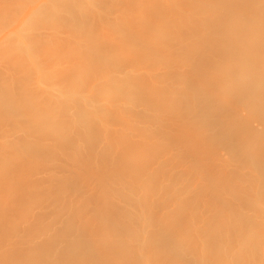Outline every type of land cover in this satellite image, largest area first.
Wrapping results in <instances>:
<instances>
[{"label": "rangeland", "instance_id": "obj_1", "mask_svg": "<svg viewBox=\"0 0 264 264\" xmlns=\"http://www.w3.org/2000/svg\"><path fill=\"white\" fill-rule=\"evenodd\" d=\"M15 1L16 0H8L6 3L8 15L16 12V10L12 8ZM132 1L133 0H131V2ZM167 1L169 0H156L154 7H157L161 12L157 22H155L156 20H151V23L154 21V24L152 23L154 27L157 23L155 27L156 30H153L154 27L151 24L149 25L148 33H145L146 36H142L143 33H138L137 27V20H139V18L135 16H133L135 19L133 17L131 19H128V17L123 18L121 15L123 13L122 11L120 12V9L124 5L129 8L127 13L134 14L138 11L141 12L139 6L134 5V1L132 8L130 7L132 3L129 0H116V2H113L114 4L109 2V0H90V17L94 15L100 16V20H98L100 22L96 20L94 25L93 23L91 24L90 58L97 61V66L94 71L90 72V90L86 92L87 95H90V119L92 117L96 119L95 110L98 109L99 104L104 108L107 102L109 104L111 100L114 99L118 107V110L116 109L117 112L119 111L120 116L125 117L126 122H124L125 120L123 119V121L122 118V123L119 119L117 120L119 117H116L118 116L116 114L114 119L110 116L113 121L107 116L108 114L101 117L102 119L100 121H93L95 122L93 124L95 130L90 134V165L88 166L90 177L88 179H84V167H82L80 171L79 169L73 168L74 159L71 156L74 150H71V146H63V143L67 142L65 136L67 137V135H69L68 133H71V131H69L71 128L69 127L70 129H68V127H64V125L71 127L76 125L71 124L72 121L68 123L64 122L59 115H50L47 108H44L42 103L37 102L33 98L34 93H39L38 91H40L41 88L48 89L50 88L51 82L59 80V68H50L52 66H57L60 60H64L63 55L55 59L57 64H52L51 66L43 68H41V64H36V66L32 64V66H29L27 69L26 58H24L22 54L15 51L7 54L9 57H18L20 59V65L12 70H8L4 66L0 68V78L5 81L4 84H0V92H7L8 99L14 101L20 107L18 109L17 107L14 108L16 111L12 109L13 113L15 112L13 115H11L12 113L8 114L5 112L0 114V264L11 263L16 256H19L29 264H121L119 258L114 253L111 258L101 256L105 255L101 250V246L103 244H112V238L115 240V237L112 236L111 238V236H109V239H104L102 233H96L97 226L94 227L93 224L90 225L84 218L79 220L78 215L80 214L81 216V212L85 208L89 206L87 215L91 222L93 213L91 206H94L95 203L108 202V210L112 212L113 204L115 203L119 209H115V213H113L112 216H115L116 211H118L121 216L120 219L127 226L124 228H127V230L132 229L133 231L134 229L132 227L134 226L136 229L133 232L136 230V232H141L140 227L143 226L144 217L145 219L147 218L145 220L146 224L150 222L147 221L149 220L148 215L150 212H154V220H160L163 214H165V217H168L172 213L171 206L180 200V194L178 197L179 200L177 199L175 200L176 202H172V205L167 206L165 209H162L161 206L165 205V203L168 205L171 202L170 200L175 197V191H179L182 194L180 198L190 195V200L201 199L198 198V196L192 197L194 194L193 191L192 195L188 192L190 188H193V190L196 189V193L201 188V186L199 187L200 182H197L199 178L197 174L199 171L197 170L199 169H196V165H193L192 168L188 162L186 164L185 161V167L183 164L179 165V163H177V166L173 164L175 163V159L179 156H174L173 152L177 153L176 149L184 147L182 139L180 140L181 137H177L178 134L186 133L185 135H187V133H190V143L194 145V148H201V146L205 148L204 145L208 143L207 146L211 148H206L207 150L202 148V150L199 149L197 152L199 158L203 159L202 162H206V165L209 166V164L212 165V163L215 162L213 163L215 167H213V165L210 166L211 175H215L216 172L220 173V168L216 167L220 165L218 160L227 159V157H229L227 156V154L231 153L229 149L231 146L229 147V145L232 143L230 141H233L232 147L235 144V140L232 139H235L234 135L236 134V129H238L239 132L243 131L240 132V135L241 133L243 135L245 132V134H247L246 136L245 134L243 135L246 138H243L241 135V143H244L242 145L244 152L243 150L241 152L243 156H241L240 153L238 155L242 158L245 153L247 154L249 151H253V149L249 148L253 145V142L251 139H247L248 136L250 137L252 134H257L256 136L261 135L258 137L264 136V115L261 111L263 104H260L258 101L256 93L250 96L248 95V97L246 95V98H242V100H239L240 97L238 98V92H241L243 89V87L238 86L241 80V83H243V79L246 80L249 76L254 77V80L263 79L262 81H257L258 84L256 83V88L258 89L259 86V88H261V86L264 87V26L260 28L259 25H254L251 31L253 36L257 35L254 38H250L253 36L249 37L250 34H248L249 32L246 29L252 27L247 23L238 24L239 27L235 24V30L238 28L237 31L234 30V34H231L233 31L227 34L229 32L227 30L229 29L225 30V28L227 27L226 24H228V17L234 15V10H236L235 8L233 9L235 5L232 7V0H221L226 6L224 9L229 10V14L226 16L222 25H219V22L216 21L215 14L217 11L215 10L213 13V9L210 6H205L206 10L204 9L203 13L198 15L194 10V7H196L195 5H198L196 4L198 1H196L194 6H192V10L191 8L184 9L183 13L182 8V13L180 12L182 16H179L186 18L188 21L193 17V22L190 21L193 27H199V29L203 27V31L209 33L212 32L209 28H212L213 34L212 36L207 35L210 36L211 39L208 37L206 41H204V39L200 41L201 38H197L198 34L196 38L192 40L190 39L191 37L189 38L188 35L183 34V32H186L185 28L189 26L186 25L189 23L187 20L184 21L186 24H183L184 22H182L183 25H181V23L178 24L181 25L179 27H185L183 32H181L183 27L181 29L178 26V28L175 27L177 23L174 21L176 20L178 22L176 18L178 15L175 16L176 14L173 13L175 9L172 10L171 7V10L168 9V12L172 11L171 13L173 14L169 15L172 17H169L167 20L168 16L165 8V3ZM215 1L216 0H213V3H215ZM254 1L255 0H249L250 5L247 7L248 9L250 8L251 12L255 11V6L252 5ZM108 3H112L110 7H115L113 11L109 8L112 12L107 10L106 6H109ZM4 6L5 5L0 2L1 10H3ZM126 6L123 8L128 10ZM123 8L121 10H123ZM217 8L219 9V7L215 9ZM95 9H99L101 13ZM196 9L198 10V8ZM175 11L179 13L180 9L178 8ZM222 12L223 10L221 14L219 12V15L227 13L223 12L222 14ZM194 13H197V16H195ZM238 13L239 11L237 14ZM205 15H207V18H205ZM235 18H233V20H235ZM0 20L3 21L4 17H1ZM170 20H174L173 31H175V33L171 29L172 21ZM228 26H230V23ZM176 28L183 34L182 36L177 33L179 31ZM171 33L177 36L175 37ZM204 33L202 32L199 34L203 35ZM247 35L248 37H246ZM178 37H183V40H186L182 41V39ZM177 38L182 41V43H180L181 45ZM195 39H198V41ZM190 40L193 41L191 42L192 44H196L199 48L198 53H196V49L192 53L198 58L202 56L207 58L205 59L206 68L204 67L199 71L200 78H203L204 86L198 85L199 78L192 77L190 74L191 71L188 69L190 65L188 66L186 63L187 67L185 66L186 57V61L188 62V55L185 54V51L191 46L189 45ZM11 43L14 44L12 41ZM199 43H201V45H199ZM206 45H209V49H207L208 47ZM197 46L192 45L191 47L197 48ZM214 46L219 47L220 52H216L214 49L216 47ZM112 47L113 52H117V55L108 56V51ZM115 47H119L120 49L115 51ZM203 47L207 50L205 51ZM47 49L48 51L50 50V48ZM94 53H97V57L95 56L96 59L94 58ZM186 53H188V51ZM193 54L191 58L195 57ZM191 58H189V61ZM37 59L40 60V63L44 62L46 60L45 54L41 52ZM135 59L138 63L134 61ZM131 60H133L132 63L135 64V67L132 69H130L129 66V61ZM193 60L194 58L192 61ZM127 61L128 63H123ZM122 64L123 66L126 64L127 67L126 65L122 67ZM125 68H128L129 71ZM37 70L46 72L45 75H42L41 84L39 85L36 83L38 78ZM54 74L55 76H53ZM141 74H144V77L148 75V77H146L148 83L143 87L132 86L135 83L137 84L138 80L137 82L134 80L133 82L135 83L131 82V84L129 83L128 85L123 84L125 81L128 83L131 79L133 80L134 76L142 77L143 75L141 76ZM144 77L142 78L145 79ZM136 78L137 77H135V79ZM11 82H14L15 85H11ZM65 87L66 85L64 88ZM238 88L241 90L238 91ZM80 89L82 88L80 87ZM67 90H70V87ZM44 91L46 92V90ZM49 91L50 89H48V92ZM70 92L72 93V91ZM53 96L54 99L64 98L63 94H56ZM93 99L96 103H94V101L91 102ZM176 101H179L181 105H192L195 103L196 110L203 115L202 122L194 124L192 127L188 124L187 126L186 120L183 121L180 117L183 116L182 114H176L174 111L168 110V108L173 105V102ZM253 101H258V105L262 107H254L255 104L252 105ZM96 104H98V107H94ZM106 109L109 110V108ZM214 109H218L216 110L218 111L217 115ZM81 110L82 108L76 109V114H82ZM212 111H214L215 117H213L214 120L211 121L210 119L213 116V113L211 114ZM171 112L175 114H171ZM209 112L210 115H212L210 116L211 118L207 117ZM206 114L208 115L205 116ZM5 115L10 117L6 118ZM130 116L132 117L129 118ZM65 121H68V118ZM176 121H178V123H175ZM108 122L110 123L108 128L109 131H107L108 129L106 130L107 126L104 125V123L107 124ZM50 123L53 124V129H55L57 133H55L54 130L52 131ZM43 124L44 127L39 128V126H43ZM45 124H48V127L47 125L45 126ZM60 125L62 126L58 132V127ZM97 125L99 126L98 130ZM231 125H233V127ZM73 128L76 129L77 127ZM215 128L217 135L219 134L218 137L215 135L213 136V134L216 133L214 132ZM233 128L235 129L234 131ZM218 131L222 133H218ZM104 132H112L114 135L111 133L112 135L109 136L113 137L106 141L104 139ZM76 133L77 131L73 134L76 135ZM220 135H222L221 138H224L221 139L219 137ZM197 137L200 138V140H198ZM205 137H207V139ZM64 140L66 141L63 142ZM218 140L220 142H218ZM212 142H214V144H212ZM257 142L260 143L258 140ZM131 143L133 144L131 145ZM215 143L216 146L222 143L219 145V149L215 146ZM126 144L127 147H124V151L121 148L124 145L126 146ZM163 144H165V146H163ZM170 144L172 146H170ZM244 145L245 147L249 146L248 149L245 148ZM169 146L170 149H174H172V151L170 149L168 150L167 148H169ZM121 151L122 154L119 153ZM111 153H119L115 154V156L118 155L117 158L121 164L118 169L111 164L112 169L115 168L116 170L113 172L111 169L113 180L111 179L108 181V176L110 177L111 175L104 176V174L109 173L108 169H110L111 166L105 169L106 172H104V163H109L112 160L107 158ZM178 154H180L179 151ZM232 154L234 153H231V155ZM130 155L131 157H129ZM68 156L69 163L65 166ZM246 156L247 157L243 159L240 158L239 160L237 159L238 156L237 158L233 157L235 160L234 162H232V160V163H225L226 159H224L225 164L223 163L224 165L221 167V170L223 169L224 171L223 175L227 173V177L230 178L234 176L232 172L237 171V175L235 174V182L237 181L236 183H238L239 190H241V188H246V190H243L247 191V195L250 194L248 189H251V184H254L255 187V183L257 184V182L250 184V180L247 179L248 182L244 180L245 177H252L251 172H254L252 167H255L249 162L251 155ZM112 157L114 156L112 155ZM103 160H105V162H103ZM112 161H114V159ZM178 161L180 162V160ZM136 163L138 164L135 168L134 166ZM109 164H107V166ZM186 167L189 170V172L188 170L187 172L190 176L185 175V178H178L177 176H179V174L181 176L186 173L181 171L184 170V168L186 169ZM236 167H238V170L235 169ZM133 168H135V170ZM190 168L192 169L191 171ZM249 168L252 169L250 170L251 175L247 172ZM136 169L138 173H135ZM239 171L244 173L247 172L249 175L245 174L244 177ZM170 174H175L174 176L176 177L172 175V178H170ZM253 178L255 177H252V179ZM214 179V181L218 182V178ZM177 180H180V182H177ZM75 182L78 183V185H82V187L79 188ZM138 182L140 184L143 183V191L140 190L142 187L139 189ZM221 182L218 183L222 184ZM244 184H246L247 187H245ZM262 185L263 180L260 184H257L256 187L260 188ZM224 186L226 187V185ZM224 186L221 185L219 188L221 189L222 187L224 189ZM232 187L235 188L237 186L234 185L231 186V188ZM206 188L203 187L201 189ZM226 189L228 188H225V190ZM204 191H207V189ZM228 191H230V188ZM153 193L155 195H153ZM243 193L245 192L243 191ZM206 194H209V192H206L204 195L206 196ZM262 197L264 198V194ZM148 198L154 201L149 204L151 201ZM203 198L204 196L202 199ZM208 200L211 199L209 198ZM254 200L255 198L252 196L248 198V203L245 205L248 210L247 213L253 211L252 205ZM101 206L102 204L96 205L97 208ZM243 207L244 206L240 208ZM108 210L104 205L102 209L104 217L109 216ZM139 212L141 213L139 214ZM130 214H132L131 217L136 214L138 216V221L137 219L129 220V218H131L129 217ZM97 219H94V222ZM129 221L130 223H134V225L128 223ZM139 221L142 222L141 226ZM114 222H116L115 219ZM147 227H149V225ZM155 227L153 228L155 229ZM138 229L140 231H138ZM110 230L111 228H108V231ZM146 230L144 229V232H147ZM262 234H264V232L260 233L261 238L257 242L258 246L252 251L249 264H264V237ZM242 235L243 234L240 236ZM196 239L199 240L197 236L195 237V241ZM232 242L233 240L230 239L228 245L231 246L229 247L233 246ZM115 244L120 246L117 243ZM88 245L90 246V251L87 248L89 247ZM82 254L83 256L81 259L83 261L78 260L77 257ZM86 254H90V259H87L88 257ZM188 254L191 255L192 251L188 250ZM211 254L213 256L214 252ZM214 260L215 256L210 260V264H214ZM140 263L142 262L140 261Z\"/></svg>", "mask_w": 264, "mask_h": 264}, {"label": "bare ground", "instance_id": "obj_2", "mask_svg": "<svg viewBox=\"0 0 264 264\" xmlns=\"http://www.w3.org/2000/svg\"><path fill=\"white\" fill-rule=\"evenodd\" d=\"M129 1L131 2V0H129ZM133 1L135 2V4ZM133 1L131 2L132 4L130 7H132L133 4L137 5V6H139L141 12L138 11V12H135L134 14L133 13H127V11H129V8L126 5H124V6H126L128 8V10L124 9L123 8L124 6L123 7L121 6L123 8V10H121L122 8L120 7L121 8L120 12L122 11L123 14H121V15L123 18L128 17V19H131L133 16L139 18V20H137V22H138V24H137L138 33H143L142 36H144L145 33H148L147 31H148L149 25H151L152 23L154 24V21L151 23V20L153 19V20H156L155 22H157L161 12L157 7H154L156 0H133ZM142 1L144 2V4ZM196 1H198L196 3L198 5H195L196 7H194V10H195V12L198 13V15L202 14L204 9L206 10L207 6H210L213 9V13L215 12V10L218 13V14L216 13L215 14L216 17L215 16L214 17L217 19L216 21L219 22V25H222L224 23L226 16H228V14H229V10L224 9V8H226V6L223 4V2L221 0H216L215 3H213V0H169L165 3V8L167 10V16H168L167 20L170 17L169 15H172L174 13V14H176L175 16L178 15V17H176L178 19V22L176 20L175 21L173 20L175 23H177V24L174 23L176 25L175 27H177V26L179 27L183 24H186V22H184V21H186L187 19L181 17L182 16L181 9L183 8V13H184V9H190L191 8V10H192V8H193L192 6H194V3ZM219 1H220V3H219ZM0 2L5 5L3 7V10H1V8H0V10H1L0 11V18L4 17L3 21L0 20V68L2 66H4L8 70H12L15 67H17L18 65H20V59L18 57L7 56V54H10L14 51L19 52V54H22V56L24 58H26L27 69L29 66H32V64L34 66H36V64H41V68L48 67V66H51L52 64H57L55 62V59L57 57H59L60 55H63V57H64V60H60L57 64V66H52L50 68V69L59 68V70H60V75H58L59 80H56V81H53L50 83V88H48V89H50L49 92H48V89L41 88L40 91H38L39 93H37V94L34 93L33 98L37 102L42 103L44 105V108L45 107L47 108V111L50 113V115H59V116H61V119L64 120V122L68 123V122L72 121L71 124L76 125V126H73V125L72 126L77 127L76 128L77 130L71 126H65L64 125V127H68V129L71 128L69 130V131H71V133H68L69 135H67V137L65 136V139L67 140V142H65L66 140H64L63 142H65L66 144L63 142L62 143H63V146H65V147L71 146V150H74V153L72 152L73 154L71 156L74 159V165H73L74 167L73 168L79 169V171H80V169H82V167H84V171H83L84 179H88L90 177L89 168H88V166L90 165V147H89V145H90V134L93 133L95 130V126L93 125L95 122H93V121L94 120L100 121L102 119L101 117H104L107 114H108L107 115L108 117L112 116L113 119L116 115H118V116H116V117H119V118H117V120L119 119L121 121V118H122V120L123 119L125 120V117L120 116L119 111L117 112V110H118L117 109L118 107L116 105L117 103L115 104L116 101H114V99H112V98H111L112 99L111 102L109 104L107 102V105H105L104 108L100 104L99 105L96 104L94 107L99 106L98 109H96V110L94 109L96 119H93V117L90 119V113H91L90 95H87L86 92H88L90 90V72L94 71L95 67L97 66V61L90 58V35H92V32H91V26L92 25L91 24L93 23V25H94V22L96 20L97 21L100 20V16L94 15V16L90 17V0H16L12 6V8L14 10H16V12H14L10 15L7 14L8 8L6 7V3L8 2V0H0ZM109 2L113 3V2H116V0H109ZM248 2H249V0H232V7L235 5L236 7L234 6L233 9L235 8L237 10V11L234 10L235 13L237 14L238 11H239V13L237 14L238 18H237V15L235 13H234V15H232V16L230 15L228 17V20H227L228 24H226L227 27L225 28V30L229 29V30H227V31H229L227 34H230V31H233V33H231V34L235 33L234 32L235 24L237 25V27H239L238 24H244V23L249 24L252 27V28L246 29L249 32L248 34H250L249 37L253 36V33L251 31H252L254 25H259L260 28L262 26H264V17H263L264 16L263 15V13H264V9H263L264 8V0H258V1L255 0L253 2L255 4H253L251 2L252 5L255 6V7L253 6L255 9V11H253V12L250 11V8L249 9L247 8L250 5V2L249 3ZM112 3H108L109 6H106L107 10L109 12H112L113 9L115 8V7L114 8L110 7V4H112ZM127 3H129V2H127ZM213 6H214V8H213ZM170 7L172 8V10H174V9L176 10L179 8L180 9L179 13H176L175 10L173 11V13H171L172 11L168 12V9H170ZM216 7H219V9L218 8L215 9ZM109 8H111L112 11ZM196 8H198V10ZM95 10L98 11L99 13H101L99 9H95ZM130 10H132V9H130ZM222 10H223V12H227V13L224 15H219V12L221 14ZM224 10H226V11H224ZM114 12H116V11H114ZM223 12H222V14H223ZM197 13H194V15L197 16ZM205 14H206V11H205ZM179 15H181V16H179ZM192 16H193V13H192ZM135 17H133V18L135 19ZM232 17L233 18L236 17L235 20H233ZM188 18H190V17H188ZM205 18H207V15H205ZM172 19H174V18H172ZM193 19L194 18L192 17V19H190L189 21L187 20L189 22L186 24L187 26L189 25L188 28H185L184 26H182L183 28L179 27L180 29L182 28L181 32H183V29L185 28L186 32H183V34L188 35L189 38L191 37L190 39L194 40V38H196V35L198 34L197 38H201V40L199 39L200 41H203V39H204V41H206L207 40L206 38L212 36V34H213L212 33L213 30H211L212 28L210 29L208 27L209 30L212 31V32H210L211 33L210 34L209 32L203 31L204 30L203 27L200 29H199V27L198 28L193 27L191 24L193 22L192 21ZM211 19H213V18H211ZM170 21H172V20H170ZM173 21H172V27H171L172 31H173ZM190 21H192V22H190ZM98 22H100V21H98ZM182 22H184V23L182 24ZM179 23H181V25H178ZM229 23H230V26H228ZM156 24H155V27H156ZM153 27H154V25H153ZM155 27L153 28V30H156ZM175 27H174V29H175ZM237 29L235 31H237ZM206 31H208V30H206ZM227 31H225V32H227ZM173 32L175 33V31H173ZM181 32L179 31L177 33H179V35L181 34L180 36H182L183 34ZM202 32L203 33L205 32V33L203 35H200L199 33H202ZM174 33L173 34L171 33V34L176 37L177 35H175ZM207 35H210V36H207ZM204 36H206V37H204ZM256 36L257 35H254L253 37H250V38H254ZM246 37H248V35ZM10 38H12V39H10ZM179 39H182V41L186 40V39L183 40V37L182 38L180 37ZM209 39H211V37ZM195 40L198 41V39H195ZM11 41L14 42V44H12ZM182 41L179 40L178 41L179 44L182 43ZM191 42H193V41L190 40L189 45L197 46L196 44H192ZM199 45H201V43H199ZM191 46H190L191 49L188 47V50L186 47V50L188 51V53H186L187 51H185V54L188 55V62L189 63L186 61L187 60V57H186L185 66H186V63L188 64V66L190 65L188 67V69L191 71L190 74L194 78H199L198 79V85L199 86L200 85L204 86L205 84H203L204 83L203 78H200L199 71L205 67V64H206L205 59H207V58H204L203 56H202L203 58L202 57L201 58L196 57L192 52L196 49L195 51H196V53H198L199 48H198V46H197V48L196 47L193 48ZM206 46L205 47L207 49H209V45H206ZM205 47H203V49H205ZM214 47H216V46H214ZM47 48H50V50L48 51ZM123 48H124V46H123ZM119 49H120L119 47H117V48L115 47L114 50L116 51ZM189 49L191 52L189 51ZM207 49H205V51ZM214 49L216 50V52H220L219 47H216ZM41 52L45 54L46 60L44 62L40 63V60H38L37 57L39 54H41ZM121 52H118V53H121ZM96 54L94 53L95 59L97 57ZM192 54L195 57L191 58ZM115 55H117V52H113V47H112L108 51V56H115ZM197 56H199V55H197ZM189 58H191L190 61H189ZM193 58H194V60L192 61ZM132 61L133 60L129 61L130 65L128 64L130 66V69L135 67V64L132 63ZM134 61L137 62L136 59ZM123 63H128V61L123 62ZM125 65L126 64H124V66ZM121 66L124 67L123 64ZM117 67H119V66H117ZM126 67H127V65H126ZM125 69H128V68H125ZM22 71H23V68H22ZM37 71H38V78L36 80V83L39 85V84H41L42 75H45L46 72L45 71H39V70H37ZM122 71H123V69H122ZM128 71H129V69H128ZM120 72H121V70H120ZM144 74H141V76L143 75L142 77H144ZM53 76H55V74ZM135 77L140 78V79H137V78L135 79ZM142 77L134 76L133 80L131 79V81L128 83H126V81H125L123 84L128 85L129 83L130 84H131V82L135 83L138 80L137 84L135 83L132 86L143 87L146 83H148L147 82L148 79H146V77H148V75L144 77L145 79H143ZM134 80H136V81L133 82ZM246 80L243 79V83H241L242 82V80H241V82L238 86V87H243L242 90L240 88H238V91L241 90V92L237 91L238 92V98L239 97L241 98V99L239 98V100H242V98H246V95L248 97V95L250 96L251 94L256 93L258 101L260 102V104H263V107L261 105L260 106L258 105L259 104L258 101H253L252 105L255 104L254 107H257V106H259L260 108L262 107L263 109L261 108V111L263 112V115H264V87L261 86V88H259L260 87L259 86L258 89L256 88V85L258 84L257 81H260V80L262 81L263 79H255L256 80L255 81L254 77L249 76L248 79H246ZM4 83H5L4 79L0 78V84H4ZM241 84H243V85H241ZM11 85L14 86L15 83L11 82ZM65 85H66V87L64 88ZM69 87H70V90H67ZM80 87L82 89H80ZM44 90H46V92ZM70 91H72V93ZM7 94H8L7 92H0V114L2 112H5L8 114L12 113L11 115H13V114H15V112L13 113L12 109H14L16 107L18 109L20 106L17 103H15L14 101L8 99ZM56 94H63L64 98L63 99L62 98L61 99L60 98L54 99L53 95H56ZM67 94H69V95H67ZM93 101H94V103H96L94 99L91 102H93ZM176 102H173V105H171L168 108V110L174 111L176 114H182L183 116H180V117L183 119V121L186 120V125L188 124L189 126L191 125V127H192V125L202 122L203 115L201 112L196 110L195 103H193L192 105H181L179 103V101H176ZM46 103H47V106H46ZM78 108H82V110H81L82 114H80V115L76 114V109H78ZM106 108H109V110ZM172 109H174V110H172ZM14 110L16 111V109H14ZM200 110H201V108H200ZM216 110H218V109H216ZM216 110L214 109V111H216ZM204 111H206V110H204ZM214 111H212L211 114ZM207 112H205V113H207ZM216 112H217L216 113V115H217L218 111H216ZM175 113L171 112V114H175ZM196 114H198V115H196ZM214 114L215 113H213V116H212V115H210V112H209V115L206 114L205 116H207V115H208L207 117L212 116V118L210 117L211 118L210 120L212 121V120H214L213 117H215ZM62 116L66 117V118H64ZM7 117H10V116H6V118ZM131 117L132 116H130L129 118H131ZM1 118H4V117H1ZM67 118H68V121H65V120H67ZM113 119L111 118V121H113ZM206 119H208V118H206ZM123 121H121V123ZM127 121H128V119H127ZM124 122H126V120ZM44 123H47V122H44ZM175 123H178V121H176ZM211 123H213V122H211ZM48 124H45V126L47 125V127H48ZM50 124H51L50 128L52 129V131L54 130V132L57 133V131L55 129H53V127H54L53 124L52 123H50ZM107 124L104 123V125L107 126L106 130L110 126L109 122ZM61 126L62 125H60L58 127V132L60 131L59 129ZM231 126L233 127V125H231ZM43 127H44V124H43V126H39V128H43ZM240 127H242V126H240ZM171 128H172V126H171ZM225 128H227V127H225ZM235 128H238V127H235ZM98 129H99V126H98L97 130ZM176 129H178V128H176ZM239 129H242V128H239ZM106 130H104V131H106ZM214 130H215L214 132H216V128ZM231 130H230V132H231ZM234 130L235 129L233 128V131ZM236 130H235L236 134L234 135L235 139H232V140H235V142H234L235 144L232 147L233 141H230L232 143H231V145H229V147L231 146L229 148L231 150V153H234V154H232V155H231V153H229L230 155L227 154V156H229V157L231 156L232 159H231V157L230 158L227 157V159H229V160H227L226 158H224V159H226V161L224 159H222L223 162H222V160H218L220 162L219 163L220 165L219 166L217 165L216 167L220 168L219 169L220 173L216 172L215 175H211V167H210L215 162H213L212 165H210V164H209V166L206 165L205 164L206 162H202L203 159L199 158L198 152H197V151H199V149L202 150V148L204 150L206 148L207 149L211 148V147L207 146L208 143L206 145H204L205 148L202 146H201V148H199V147L194 148V145H192L190 143L191 142V140L189 139L190 133L189 134L187 133V135H185L186 133H181L180 135L178 134L177 137L178 138L181 137L180 140L182 139V144L184 146L183 147L184 149L178 148V149H176L177 153L173 152L174 156L179 155L178 158L175 159V163H173L174 166H177V163H179V165L183 164V166L185 167L186 166L185 163L187 164V162L192 168H193V165H196V167H197L196 169H199V170H197V171H199V172H197L198 177H199L197 182L198 183L200 182L199 187L201 186V188H203V187L206 188V185L209 184V185H207V188H206L207 191H204L206 189L200 188L203 191H201L199 189L198 190L199 193L196 192L197 193V195H196V193H195L196 189L193 190V188L192 189L190 188V190L188 192L191 195L194 192L192 197L198 196V198H201L200 200L199 199L190 200L191 196L187 195V194L186 195L190 196V197L183 195L184 196L183 197L184 199H183V198H180V197H182V194L179 191H175L177 195L173 191V193L175 194L174 198H176V199L172 198L170 200L171 202L168 205L165 203V205L161 206L162 209H165V208H167V206L172 205V202L177 200L179 197V194H180V197H179L180 200L178 199L179 201H177V202L175 201L176 203H174L171 206L172 207V209H171L172 213L168 217H165V214H163L160 220H158V219L154 220L153 219V213L154 212L153 213L150 212V214L148 215L149 220H147V221H150L149 223L147 222L149 227H147L148 225L145 222V220L147 218L145 219V217H144L143 226L140 227L141 232H136L137 230L135 232H133L136 229L134 226L132 227L134 229L133 231L130 228H129L130 230H127V228H124L127 226L120 219L121 216L118 213V211H116L115 216H112V214L115 213V209H119L115 205V203L113 204V211L112 212L110 210H108L109 209L108 208V206H109L108 202L95 203L94 206H91V209L93 210L91 222H90L89 216L87 215V211L89 210V206L87 208H85L81 212V216H80V214L78 215L79 220L84 218L87 223H90V225L93 224L94 227L97 226L96 233H102L104 239H109V236H111V238H112V236L115 237V240H113V238H112V244H103L101 246L102 247L101 250L105 253V255H101V256L105 257V258H111L113 256L112 254L114 253L119 258V261L121 262V264H145V262H146V264H148V263L149 264H157V263L158 264H210V260H212V258L214 256H215L214 264H249V262H250L249 258L252 257V251L258 246L257 242L261 238L260 233L264 232V198L262 197V195L264 194V138H262V137H264V136L258 137L261 135L256 136L257 134L256 135L252 134V135H250V137L248 136L247 139L248 140L251 139V141L253 142V145H251V147H249V146L245 147V145H244V147L247 149H248V147L253 149V151L245 150V151H249V152L247 154L245 153L244 157H247L246 155H251L249 158L250 159L249 162H250V164H253L255 166V167H252V169H254V172H251L252 173V175H251V173H250V170H252L251 168H249V170L247 172L252 177H255V178H253V179H252V177L246 178L245 174L249 175L247 172L244 173V172L239 171V173L243 174V176L245 177L244 180H247V179L250 180L249 181L250 184L253 182H257V184H260V182L263 180V185L260 188L256 187L257 186L256 183H255V185H256L255 187H254V184H251L252 185L251 189H248L250 194L246 195V193H247V191H245L246 188H241V190H239L238 189L239 188L238 183H236L237 181L235 182V180H236L235 177L237 175L236 174L237 171L232 172L233 173L232 175H234L233 176L234 179H233V177L232 178L227 177V173L223 175L224 171H223V169L221 170V167L225 163H228V162L232 163V162H234L235 158H237V156H238V158H237L238 160L240 158H242L241 156H243V153L241 154V152L243 150L242 145L244 143L243 144L241 143L242 133L240 135V132H243V131L239 132L238 129H236ZM75 131H77L76 135L73 134V133H75ZM107 131H109V129ZM189 131H191V130H189ZM112 132H104V134H105L104 139L106 141H108V139H111L113 137V136H109L112 134L114 135V133H112ZM187 132H188V130H187ZM219 132H221V131H218V133ZM106 133L107 134L109 133V134L107 135ZM245 133H243V135ZM214 135L218 137L219 134L217 135V132H216L213 134V136ZM246 135L247 134H245V136ZM221 136L222 135H220L219 137L221 138ZM245 136H243V138ZM108 137H110V138H108ZM205 138L207 139V137H205ZM223 138L224 137H222L221 139H223ZM193 139H194V137H193ZM210 139H211V136H210ZM198 140H200V138H198ZM257 140L260 141V143L257 142ZM211 141H213V140H211ZM214 142H215V140H214ZM214 142H212V144H214ZM218 142H220V141L218 140ZM68 143H70V144H68ZM132 144L133 143H131V145ZM166 144H168V143H166ZM220 144H222V143H220ZM220 144H218V146H216V143H215V146L218 147V149H219ZM67 145H69V146H67ZM72 145H74V146H72ZM110 145H111V143H110ZM106 146H107V144H106ZM163 146H165V144H163ZM170 146H172V145L170 144ZM170 146H169V148H167L168 150L170 149ZM124 147L126 148L127 144H126V146L124 145L121 148L122 150L125 151ZM166 147H167V145H166ZM197 148H198V150H197ZM172 149H174V148H171L170 150L172 151ZM178 151L181 155L178 154ZM243 152H244V150H243ZM119 153L122 154V151ZM119 153L109 154L111 157H112V155L114 156L112 158L110 156L107 157L110 160L114 159V161L111 160L112 162L110 160H107V161L111 162V163L109 162L110 164L108 162H105V160H103V162H105L104 163V172H106L105 169H108L111 166V168L108 169L109 173L108 174L105 173L106 175L104 174V176L111 175L112 171L114 172L116 170L115 168L112 169V165L118 169V167L121 163H119V160L117 158L118 155L115 156V154H119ZM239 153L241 155L240 157L238 155ZM70 154H69V156H70ZM135 155H137V154H135ZM171 155H173V154H171ZM233 155H236V156H233ZM69 156H68L67 162L65 163V166L69 163V161H68ZM129 157H131V155ZM133 157H134V155H133ZM233 157H235V158H233ZM117 160H118V162H117ZM178 160H180V162L182 160V162L180 163ZM184 161H185V163H184ZM224 161H225V163H224ZM251 161H252V163H251ZM235 163H238V162H235ZM107 164H109L108 165L109 167L107 166ZM137 164L138 163H136V165L134 166L135 168H136ZM217 164H218V162H217ZM213 167H215V165H213ZM135 168H133V169L135 170ZM111 169H112V171H111ZM235 169L238 170V167H236ZM187 170H188L187 167H186V169L184 168V170H181L184 173L186 172L187 174L186 173L184 175L182 174L181 176H183V177H181L179 174V176H177V177L178 178H185V175L190 176V175H188L189 170H188V172H187ZM191 170L192 169L190 168V171ZM142 172H145V171L143 170ZM135 173H138L137 169H136ZM172 175L170 174V178H172ZM187 176H186V178H187ZM112 177H113L112 175L110 177L108 176L107 180L108 181H110L111 179L113 180ZM174 177H176V176H174ZM214 178H218V182L222 181L221 182L222 184L214 181L215 180ZM201 180H202V182H201ZM248 180H247V182H248ZM253 180H255V181H253ZM178 181L180 182V180H177V182ZM139 182H138V187H139V189L142 187V189H140V190L143 191V183L141 182L142 184H140ZM212 183H214V184H212ZM75 184L79 188L82 187V185H78V183H76V182H75ZM139 184H140V186H139ZM190 184H191V182H190ZM190 184H189V186H190ZM240 184H241V182H240ZM221 185L222 186L226 185V187L224 186V189L222 187L220 189L219 187ZM234 185L237 187L231 188V186H234ZM244 185H245V187H247L246 184H244ZM225 188H228V189L230 188V191H228V189L225 190ZM243 189H245V190H243ZM243 191L245 193H243ZM204 192L205 193L209 192V194H206V196H208V195L209 196L206 197L204 195L205 194ZM200 193H202V194L199 195ZM153 195H155V194L153 193ZM203 196H204V198L202 199ZM251 196L253 198H255V200L253 201V205H252L253 211L251 213H247L248 210L245 207V205H247L248 198H251ZM209 198L211 200H208ZM150 201L151 202L149 204H151L154 200L151 199ZM97 204H99V205L102 204V206L97 208L96 207ZM104 205H105V208H107V210L109 212V216H107V217H104L103 213H102V209H103ZM242 206H244V207L240 208ZM153 209H154V207H153ZM120 210H122V209H120ZM138 211H137V214H138ZM140 213L141 212H139V214ZM83 214H85V215H83ZM151 214H152V216H151ZM131 215L132 214H130L129 217H131ZM97 217H98V219H97ZM150 217H151V219H150ZM137 218H138V216L135 214V216H132L131 218H129V220H131V219L136 220ZM187 218H188V220H187ZM94 219H97V220L94 222ZM114 219L116 222H114ZM140 219H142V218H140ZM137 221H138V219H137ZM140 221H142V220H140ZM128 223H130V221ZM139 224L141 226L142 222H140ZM132 225H134V223H132ZM146 227H147V230H146ZM153 227H155V229ZM108 228H111V230L108 231ZM143 228L147 232H144ZM138 231H140V230L138 229ZM241 234H243L242 235L243 237L240 236ZM196 236H197V238H199V240L196 239V241H195ZM262 236L264 237V234H262ZM230 239L233 240V242H232L233 246L232 247H229L231 245H228ZM115 243L119 244L120 246L116 245ZM189 245H190V248H189ZM227 247H228V249H227ZM87 248L90 251V246ZM229 249L230 250L233 249V250L230 251ZM77 250H78V248H77ZM188 250L192 251L191 255L188 254ZM212 252H214L213 256L211 254ZM86 255L88 257L87 259H90V254H86ZM82 256H83V254L78 256L77 257L78 260H82L81 259ZM140 261L142 263H140ZM8 264H29V263H27L25 260H22V258H20L19 256H16L14 258V260Z\"/></svg>", "mask_w": 264, "mask_h": 264}]
</instances>
